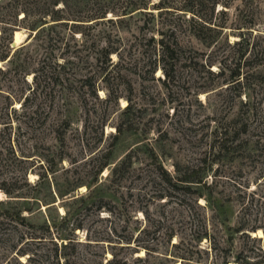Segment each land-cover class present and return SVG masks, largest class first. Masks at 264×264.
Listing matches in <instances>:
<instances>
[{
    "label": "rangeland",
    "instance_id": "obj_1",
    "mask_svg": "<svg viewBox=\"0 0 264 264\" xmlns=\"http://www.w3.org/2000/svg\"><path fill=\"white\" fill-rule=\"evenodd\" d=\"M157 1L90 0L86 11L99 4L120 14L130 4L149 3L144 11L153 15L108 12L94 26L83 25L82 35L57 26L51 39L46 29L29 36L26 21L18 18L9 54L24 48L15 52L16 61L0 60V211L18 210L35 224L66 215L70 226H80L71 237L81 264H180L166 260L173 249L170 234L171 242L181 241L196 255L194 248H208L204 239L197 241L205 229L221 241L241 211L248 221L262 217L264 0H228L224 13L217 12L220 5L212 12L208 0H164L162 11L151 8ZM184 5L208 20L200 37L189 29L191 13ZM173 29L181 58L163 82L161 69L152 73L148 65L156 43L147 40H170ZM240 30L250 47L235 80L230 72L243 48L235 44ZM16 31L20 41L12 45ZM101 46L118 54L104 63L94 53ZM21 60L27 84L17 66ZM25 96L23 110L14 113ZM120 125L122 133L113 139ZM56 129L64 130L62 140ZM223 130L230 150L217 155L212 142ZM127 156L130 164L122 166ZM159 165L171 176L196 168L210 192L201 184L190 183L193 191L167 184ZM31 230L0 220V264H28ZM18 244L26 254L15 255ZM233 246L236 253L252 243L236 234Z\"/></svg>",
    "mask_w": 264,
    "mask_h": 264
},
{
    "label": "trees",
    "instance_id": "obj_2",
    "mask_svg": "<svg viewBox=\"0 0 264 264\" xmlns=\"http://www.w3.org/2000/svg\"><path fill=\"white\" fill-rule=\"evenodd\" d=\"M227 1L228 0H208V2L212 4L211 11L214 12L216 5H220L221 8L218 9L217 12L221 11V13L225 12L224 9L228 5ZM200 3H202V0H200ZM87 4H90V0H7L5 3L0 2V22L3 23L0 26V38L2 39V43H5L4 45H0V60H7L8 62L16 61V58L14 57L15 52L24 48V45H21L14 50V53H11V55L9 54V52L12 50L9 45L11 43V30L14 29L16 22L19 21L18 18L20 21H26L24 27L30 30L29 36L33 33V31H36L33 36V38H35L36 36L40 35L39 31L46 29V36L48 39H51L53 33L57 34V32H53V28H56L57 26H67V28H69L72 32H79L82 35L84 34L82 30L83 25L94 26L98 21H101L99 18L106 17L108 12H112L115 15H124L137 10L138 12L150 13V15H153L152 11H144L145 9H148L149 3L130 4L127 6L125 11L120 14L116 13L112 8L106 7L104 5L98 7L99 4L95 7L94 11H86L83 8ZM164 4V0H158L156 3L152 4L151 8L162 11V9L166 7ZM183 7H186L183 10L191 13V17L189 16V29H192V33L196 37H200L199 32L202 30V28H205L208 25L206 24L208 20H203L202 17L196 16L197 11L192 6L184 5ZM127 10L129 11L126 12ZM20 14L22 15L19 16ZM30 15H32L33 18L27 22V18H29ZM5 17L9 18L4 21ZM108 20L112 19L108 18ZM85 21L89 23L84 24ZM7 23H9V25ZM175 31V29L170 31L171 37H168L170 40L164 39V36H160L157 39H155L153 36H150L147 40L156 43V45H154L156 47L155 57L149 60L148 65L150 66L152 73H154L157 68L161 69L164 77L163 82H166V80L170 79V77L174 75L175 67L179 61V58H181V47L179 44H177V41L174 38ZM161 35H164L163 32H161ZM235 44L242 45L243 48L237 52V61L235 62L233 66L234 68H232L230 75L233 79L239 80V78L242 77L241 65L243 64L241 63V59L245 57L250 47L249 42H246L245 40L244 32L242 30L238 32V39L235 40ZM251 46H253V44H251ZM94 53L97 54L96 59L104 63L111 61L112 53L118 54L117 50L111 48L110 46H101ZM22 62L23 60H21V62H17V66H19L23 80L27 84V80L25 79L27 72L25 69L23 70L22 66L24 67V65ZM90 87L92 94H94L98 99L93 84ZM105 91L108 93V95H110L108 89ZM117 98L118 97L115 99ZM26 102L27 96H25L19 107H12V111L16 113L18 110H23ZM128 106L129 103H127L125 108H128ZM31 116H33V114H31ZM62 120L65 125L69 124L68 118H63ZM121 127L122 126L120 125L115 128L113 139H116L118 135L122 133ZM130 127L131 126H128V128L123 129L129 130L131 129ZM226 129L228 130V128ZM56 131V137L59 140H62L64 130L60 131L56 129ZM223 131L224 132H218L214 137L215 140L212 142L213 150L215 149V153H217V155L220 153L226 154L230 150V148L228 150V148L225 147V144L227 143L226 141L228 140V132L226 130ZM232 148L234 149L233 146ZM107 161L100 165L98 169L99 172L108 166ZM126 164H130L129 156L123 160L121 165L125 166ZM157 169H159L160 178L164 182L175 187L183 188L186 191H193L190 185L192 183H194V185L201 184L203 179V177L196 178V174L198 173L196 168H187L183 172H179V170L176 169L177 174L175 176H171L160 165L157 166ZM201 186H203L205 189H208L210 192V184L203 182ZM2 189L9 196H17L13 194L14 191L11 189ZM255 194V191L250 193L252 199ZM198 196L200 197V194ZM245 215V212L241 211L240 215L237 217V223L235 226L228 225L226 227L225 232L227 234L224 238H222V242L219 240L217 241L211 236L209 231L205 229L202 234L198 236L197 241L200 242L204 239L208 242V248H194L195 252L197 253L196 255L193 254V248H182L181 241L171 242L173 234H170L167 238V243L170 244L171 248L173 249H171L170 253H168L169 256L166 257V260H172V262H174V260H178L180 264H264V210L261 212V218H255L252 221H248ZM4 219L12 220L16 225H27V228L32 229L27 234L29 235L27 237L28 264H43V262L47 264H81L74 259L76 245L73 238L71 237L74 231L77 228H80V226H70L66 215L60 217L58 222L52 220V222L44 221L40 224H35L26 220L25 216L22 215L20 211H15L12 208L5 207L0 211V220ZM258 229L261 230L262 236H252V234H255ZM236 234H238V237L242 238L246 242H251V248L245 250V247L243 246L238 252L236 251L235 253L233 240ZM223 241H225V244H223ZM30 242L34 244L33 248L28 247ZM14 249H16V247H14ZM24 254H26V250L22 248V245H19L15 251V255L22 256ZM250 255L256 256L257 259L251 260ZM138 259L141 260L142 258L138 257ZM117 263H119V261ZM125 263V261H122V264Z\"/></svg>",
    "mask_w": 264,
    "mask_h": 264
},
{
    "label": "bare ground",
    "instance_id": "obj_3",
    "mask_svg": "<svg viewBox=\"0 0 264 264\" xmlns=\"http://www.w3.org/2000/svg\"><path fill=\"white\" fill-rule=\"evenodd\" d=\"M13 36H14V41H15V43H16V42L19 40V38H20L19 32L16 31V32L14 33ZM19 41H20V40H19ZM18 43H19V42H18ZM256 233L259 234V236L262 235V232H261L260 229H258ZM256 233H255V234H256ZM229 264H232V263H229Z\"/></svg>",
    "mask_w": 264,
    "mask_h": 264
},
{
    "label": "water",
    "instance_id": "obj_4",
    "mask_svg": "<svg viewBox=\"0 0 264 264\" xmlns=\"http://www.w3.org/2000/svg\"><path fill=\"white\" fill-rule=\"evenodd\" d=\"M14 44H15V41H13L12 45H14Z\"/></svg>",
    "mask_w": 264,
    "mask_h": 264
}]
</instances>
